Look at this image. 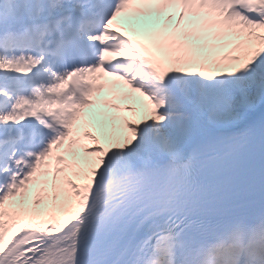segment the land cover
I'll return each mask as SVG.
<instances>
[{"label": "snow or ice", "instance_id": "1", "mask_svg": "<svg viewBox=\"0 0 264 264\" xmlns=\"http://www.w3.org/2000/svg\"><path fill=\"white\" fill-rule=\"evenodd\" d=\"M0 264H264V0H0Z\"/></svg>", "mask_w": 264, "mask_h": 264}, {"label": "rangeland", "instance_id": "2", "mask_svg": "<svg viewBox=\"0 0 264 264\" xmlns=\"http://www.w3.org/2000/svg\"><path fill=\"white\" fill-rule=\"evenodd\" d=\"M130 107L139 108L140 106H138L136 104H132V105H130ZM96 112H97V110L94 109L92 115L89 116V120L93 125L99 126L100 124H102L104 122L105 118L103 116L96 115ZM122 114L123 115H130V113H122ZM140 114L143 115V110H141ZM87 130L95 132L96 127H89ZM83 143L86 144L87 141H83Z\"/></svg>", "mask_w": 264, "mask_h": 264}]
</instances>
